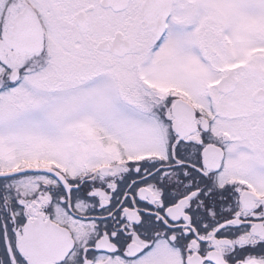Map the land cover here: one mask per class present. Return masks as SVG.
Listing matches in <instances>:
<instances>
[{
	"label": "snow or ice",
	"instance_id": "1",
	"mask_svg": "<svg viewBox=\"0 0 264 264\" xmlns=\"http://www.w3.org/2000/svg\"><path fill=\"white\" fill-rule=\"evenodd\" d=\"M0 264H264V0H0Z\"/></svg>",
	"mask_w": 264,
	"mask_h": 264
}]
</instances>
